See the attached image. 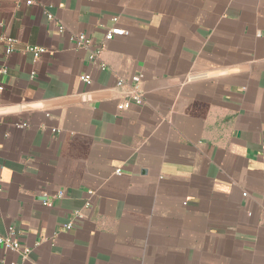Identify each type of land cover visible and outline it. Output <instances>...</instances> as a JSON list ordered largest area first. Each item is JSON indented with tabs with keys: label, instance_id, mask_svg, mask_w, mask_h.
<instances>
[{
	"label": "crops",
	"instance_id": "1",
	"mask_svg": "<svg viewBox=\"0 0 264 264\" xmlns=\"http://www.w3.org/2000/svg\"><path fill=\"white\" fill-rule=\"evenodd\" d=\"M0 85V264H264V0H0Z\"/></svg>",
	"mask_w": 264,
	"mask_h": 264
},
{
	"label": "built area",
	"instance_id": "2",
	"mask_svg": "<svg viewBox=\"0 0 264 264\" xmlns=\"http://www.w3.org/2000/svg\"><path fill=\"white\" fill-rule=\"evenodd\" d=\"M25 5L27 6H31L34 4L35 0H21ZM48 18H50V15H47ZM59 32H62V28L60 27ZM126 35V31H124L123 29H120L118 27H111L109 29L106 30L105 33V40L109 41L112 40L115 36H124ZM8 43H11L12 40L11 39H6ZM71 40L74 42L75 46L78 48H90L92 43L89 40V38L85 35H78L74 38H71ZM100 49L98 48L96 50H93L91 55H90V59L93 61H97L99 59V54H100ZM28 52L32 53L33 56L35 58L39 57L41 54H43L45 52L44 49L42 48H38V47H27L26 49ZM12 51L11 46L7 49V54H9ZM101 68H105L104 64L100 65ZM81 80L85 83L86 86H89L91 84V76L90 75H83L81 77ZM139 83H140V77L139 76H134L131 79V89L130 92L127 95L126 100L121 101L118 105H117V109L118 111H124L125 109H127L129 107V105H141L142 104V94L140 93V89H139ZM124 85V83L121 80H118L116 82V86L117 87H122ZM2 90V87L0 85V91ZM19 127H24L25 124H20L18 125ZM261 198L264 200V193H262ZM66 229H70L71 225L67 224ZM0 244L7 250H10L14 253H16L17 255H19L21 257L22 261H27L29 254L31 252V250L29 248L26 247H21L17 238H15V231L10 229L9 231V235L4 237V238H0ZM12 264H17V263H12Z\"/></svg>",
	"mask_w": 264,
	"mask_h": 264
}]
</instances>
